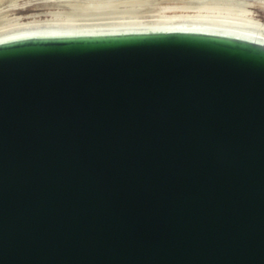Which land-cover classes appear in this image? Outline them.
I'll list each match as a JSON object with an SVG mask.
<instances>
[{
  "label": "water",
  "instance_id": "water-1",
  "mask_svg": "<svg viewBox=\"0 0 264 264\" xmlns=\"http://www.w3.org/2000/svg\"><path fill=\"white\" fill-rule=\"evenodd\" d=\"M0 264H264V39H0Z\"/></svg>",
  "mask_w": 264,
  "mask_h": 264
},
{
  "label": "bare ground",
  "instance_id": "bare-ground-1",
  "mask_svg": "<svg viewBox=\"0 0 264 264\" xmlns=\"http://www.w3.org/2000/svg\"><path fill=\"white\" fill-rule=\"evenodd\" d=\"M0 0V39L30 33L200 28L264 39V0Z\"/></svg>",
  "mask_w": 264,
  "mask_h": 264
},
{
  "label": "rangeland",
  "instance_id": "rangeland-1",
  "mask_svg": "<svg viewBox=\"0 0 264 264\" xmlns=\"http://www.w3.org/2000/svg\"><path fill=\"white\" fill-rule=\"evenodd\" d=\"M28 1H31V0H20V1H16L14 3H12L13 5H24L26 3H28Z\"/></svg>",
  "mask_w": 264,
  "mask_h": 264
}]
</instances>
